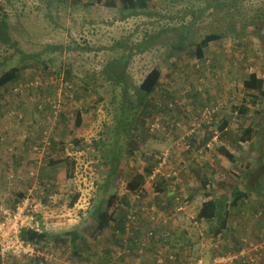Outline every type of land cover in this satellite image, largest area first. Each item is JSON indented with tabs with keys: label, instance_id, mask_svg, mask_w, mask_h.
Masks as SVG:
<instances>
[{
	"label": "rangeland",
	"instance_id": "374dc122",
	"mask_svg": "<svg viewBox=\"0 0 264 264\" xmlns=\"http://www.w3.org/2000/svg\"><path fill=\"white\" fill-rule=\"evenodd\" d=\"M0 1L8 15L11 44H15L0 43V76L15 67L23 74L11 86L0 87V202L6 196L11 203L12 196L26 193L36 179L56 194L55 203L48 204L40 217V231L49 237L39 248L54 255L49 264H105L127 251L128 236L125 242L119 238L115 222L97 233L92 214L115 192L120 202L110 212L123 220L134 196L129 183L137 175L147 177V169L158 167L159 158L167 152L170 158L163 177L170 171L178 175L163 191L147 179L143 207L148 213L139 224L144 230L153 226L162 230V222L173 232L168 249L161 259L153 250L133 253L131 258L125 256V264H186L189 260L212 264L216 257L233 254L238 243L256 263L264 264V97L244 85L251 74L264 80V0H156V7L135 11L107 6L109 0ZM186 27L187 41L195 43L186 42L180 52L173 45H181L179 30ZM212 33L223 38L212 42L199 59L194 45ZM152 36L158 42L134 56L126 68L128 98L136 100L139 86L154 68L162 71V86L150 98L151 114L144 119L139 116L133 132L125 134L126 128L120 125L126 118L121 112L123 89L106 82L102 72L125 54L114 48L117 42L139 45ZM21 53L31 59L22 60ZM68 71L72 85L63 80ZM33 75L37 81L27 84ZM85 76L90 89L86 96L82 94ZM28 85L40 86L44 93L33 92ZM54 102L63 106L65 119L46 126L44 111ZM210 106L216 107L219 122H201L204 107ZM242 106L249 110L246 115L234 110ZM171 118L183 120L179 131L173 132ZM224 120L230 123L228 132L219 130ZM196 122L200 131L185 140ZM212 123V128H205ZM152 126L157 127L153 132ZM48 128L53 145L31 146L34 139L39 143ZM248 129L251 138L242 141ZM221 147L235 155V162L220 154ZM119 151L120 166L106 187L109 164ZM14 169L23 178L10 190L7 177ZM32 171L38 178H30ZM250 171L249 202L236 210L229 236L215 237L210 233L215 225L197 218L202 205L233 194L235 187L245 189L239 180ZM64 174L69 179L60 184L59 175ZM178 202L185 205L181 212L175 208ZM74 232L82 237L78 249L72 244ZM252 247L258 250L250 252ZM171 256L175 263L166 261ZM13 264L31 263L20 259Z\"/></svg>",
	"mask_w": 264,
	"mask_h": 264
},
{
	"label": "trees",
	"instance_id": "16d2710c",
	"mask_svg": "<svg viewBox=\"0 0 264 264\" xmlns=\"http://www.w3.org/2000/svg\"><path fill=\"white\" fill-rule=\"evenodd\" d=\"M242 1H246V0H242ZM106 4H107V6H110V7H117L119 5V6H121L122 11H135L138 9L150 10L151 8H154L157 5L156 0H109V1H106ZM1 12L3 13L2 16H4V17L0 21V43L6 44V45L8 44V45H11L13 47V46H15V44L14 43L11 44V39H10V36L8 35L9 23H7V21H6L8 19V15L4 12V8L2 7V5L0 3V13ZM188 31H189L188 27L179 30L178 35H179V42L181 43V45L180 44L178 46L173 45L174 48H177L176 50L182 52L184 50L185 45L187 44L186 42H188V44L195 43L194 41H189V40L187 41ZM222 38H223V35L217 34V33H212V34L206 35L200 42H198L194 45L196 57H198L199 59H203L205 57L206 50L210 47V44L212 42L219 41ZM156 42H158V41H157L156 37H153V36L150 38L143 39L139 45H129V43H126L124 41L117 42L115 44L114 48L125 51V54L123 56H121L120 58H117V59L111 61L110 63H108L102 72L103 79L106 82L111 83V84H115L116 86L121 87L123 89V94H122V100L123 101L121 104V112H122V116L126 115V118L125 119L122 118V122L120 123V125L123 126L124 128H126L125 134H131V132H133L134 127L138 123V117L139 116H141L142 119H144L146 116H149L151 114L150 108H149L150 98H152V96L155 93H157L158 90L162 86V83H161L162 71L158 68H154L150 73H148V75L145 77V79L143 80V82L139 86L138 93L136 94V100H131L128 98L129 87L127 85L126 68L129 64L130 60L134 56H138L140 54L146 53L149 49H151L155 45ZM82 50L88 51V52L92 51V49H90V48H85ZM126 52H128V54H126ZM21 54H22V60L31 59L30 56L29 57L25 56L24 53H21ZM65 76H66V78H65ZM65 76H64L63 80L66 81L69 85H72L73 82L68 79V77L71 76V71H68ZM22 77H23V74L21 73V70L19 68L15 67V68L3 73L0 76V87L2 88L5 86H11L14 82H16L19 78H22ZM28 78L30 80H27L26 83L31 84V83H34L35 81H37L38 76L33 75L30 77L28 76ZM92 78H94V77L92 76ZM83 85L85 86V88L83 89L82 94H84L86 96L90 93V89H89V85H88V76H85L83 78ZM244 85H245L246 90L258 91L260 93V95L262 97H264V80L261 78H258L257 74H251L249 76V80L244 82ZM27 87L30 90H32L33 92L36 91V92H39L40 94L44 93L43 92L44 90L40 86L34 88V87H32V86L30 87V85H28ZM38 88H40V91L38 90ZM50 104H52V103H50ZM50 104H49L48 110L45 109V111H44V112H47L46 118L53 116V113L55 112L53 110L52 106H50ZM206 108H208V107H206ZM206 108L204 107V110ZM209 108H215V107L210 106ZM172 109L173 108H168V110H172ZM234 110L241 111L242 114H245V115L249 112V110L246 106H242V107H240V109L234 108ZM88 111H90V109H86V112H88ZM128 113H131V115L129 116ZM201 116H202V114H201ZM201 116L198 118L197 122H200ZM13 118H18V117L15 116ZM63 118H64L63 113L59 114L58 117L56 118V120H57L56 124H57V122L61 121ZM214 119H216V120H214ZM81 120H82L81 117H79L78 122L80 123ZM178 120H179V122H178ZM213 120H214V122H219V120H217L216 114L213 116ZM171 121L173 122L172 123L173 124L172 125L173 132L179 131L183 120L180 121V119L177 118L176 121H173L171 118ZM191 121L189 122V124L192 123ZM197 122L194 124H197ZM162 123L164 124V122H162ZM213 123L211 124V126H205V128L206 127L212 128ZM229 126H230L229 121L224 120L222 122L219 130L221 132H223L226 129H228V131H229ZM168 128H169V126H168ZM197 131H200V129ZM120 133H121V131H119L117 135L119 136ZM43 134H44V132L42 133V136L39 137V142H40V139H42L44 137ZM251 134H252L251 129L246 130L244 133V137L242 136L241 140L244 141V140H247V138L250 139ZM186 138H189V137H186ZM0 139H3V137H0ZM188 141L192 142L191 139H189ZM37 142H38V140L34 139L32 141V143H30V145L35 146L38 149H41L40 144L39 143L36 144ZM198 143H200V142H198ZM52 145H53V141L51 139L49 147H51ZM96 146L98 147V145H96ZM28 149L31 150L30 147H28ZM219 152L223 157L227 158L231 162H235V160H236L235 155L233 153H231L227 148L221 147L219 149ZM120 158H121V152L119 151L114 156V161L109 164V165H111L110 166V174L108 175L107 180H106V187H109L111 184V180L114 179V175L117 171L116 167L120 166ZM15 159H16L15 162L18 163L19 159L17 157ZM7 168L8 167L6 166L5 170H8ZM16 170L17 169L12 170L13 171L12 173L14 175H16L17 177H19L20 179H22L23 178L22 172L19 170H17V171ZM147 170H148L147 177H146V175L140 174V175H137L134 179H132V181L129 183V185H128L129 191L132 194H135L136 192L143 189L144 185L146 184L148 177H150V175L152 174L154 169L149 168ZM254 170H256V169H254ZM252 175H253L252 171H250V172L244 173V175L240 177L239 182H242L243 185H245V189H240L238 187H235L237 189L232 191L233 194L224 195L221 197L220 200L214 199V198L209 199L208 201H206L202 205L197 218L199 219L200 223H208L209 225L210 224L215 225V227L213 229H210V233L213 234L215 237L220 238V239L223 237L226 239L229 236V232L231 229L230 224L238 216V211H236V210H238L242 207H245L246 204L250 200V192L249 191L252 190V187L250 184V182H252V181H250V179L252 178ZM176 177L177 176H171V178H168V177L159 176V179L156 183V186H159L158 191H163L166 187L165 184L169 183L170 179H173V180L176 179ZM59 178H60L59 179L60 184H66V180L69 179V176H68V174H64V175H59ZM41 184L43 187H45L44 192H43V196L45 197L46 200H48V197L53 193H52V191L49 192V189L47 188L48 187L47 184H44V183H41ZM261 184L262 183H259L260 186H261ZM261 187H264V186H261ZM24 195H25V193H22L19 196L23 197ZM259 196H262V194L259 193ZM210 197L211 196L207 195L206 198H210ZM232 197H233V199L230 200V198H232ZM259 198L262 199L261 197H259ZM76 200H77V197L75 198V200L73 201L71 206H73V204H75ZM177 200H179V199H177ZM119 202H120L119 195H118V193L114 192L113 194H111V196L106 201V203L105 204L103 202L100 203L92 214L93 219L96 223L97 233L103 232L104 230H106L107 228L110 227L111 222H115L116 230H117L118 234L120 235L119 238H122L125 242L124 238L126 237V235L128 236L127 241H126L127 244H125V246L128 248V250L124 251L123 253H121L119 255L115 254V256L118 258L117 259L112 258L111 262L105 261V264H125V262H126L125 256L131 258L132 257L131 254H133V253L142 254L144 252V250H153L154 253L158 254L160 249L163 246L167 247L169 240H171V238H172L173 232L168 231L167 227L164 226L162 224V222H161V224H159L160 226H162L161 227L162 230L157 229L158 227L156 228V226H153L152 228H149V229L146 228V230H144L140 227L141 224L138 223L137 226L132 229V230H134L135 235L129 236V234L127 232V222H128L127 216H128L129 210L125 213L123 220L122 219L120 220V218L118 217V215L115 211L113 213L110 212L111 208H115V207L117 208ZM129 203H131V201H129ZM179 206H180V204L178 202L177 206L175 207L177 211H178ZM152 208H154V207H152ZM152 208H150V209H152ZM235 215H236V217H235ZM143 218H144L143 216L139 215L140 221L144 220ZM158 222H159V220H158ZM151 231H153L155 233V235L158 237L157 239H154V240L149 239L150 237L148 236V234ZM167 232L169 233V240H168V242L163 243L162 234L167 233ZM48 237H49V234L46 232H43V231H41V232L28 231V232L23 233V239L24 240H26L28 242H32V243L36 242L39 245L41 243H43L44 241H46V239ZM72 238H73L72 239L73 247H75V249H78L77 243H78V240H80L82 238L81 234H79L78 232H74V233H72ZM124 242H122L121 244H123ZM252 248H251L250 252L253 251ZM242 251L249 252L248 249L242 243H240V244L238 243L236 245V248L233 251V254H238ZM262 254H264V251L262 252ZM223 255H225V254H223ZM223 257H225V256H223ZM36 261H38V262L40 261V264H49V262L45 261L44 258H40V257L35 258L33 260H29V262L31 264L36 262ZM166 261L168 263H170L172 260L170 258H167ZM175 261H177V260H174L173 262L175 263ZM1 263L2 262L0 259V264ZM236 264H243V263L241 261H236Z\"/></svg>",
	"mask_w": 264,
	"mask_h": 264
},
{
	"label": "built area",
	"instance_id": "2783aa9c",
	"mask_svg": "<svg viewBox=\"0 0 264 264\" xmlns=\"http://www.w3.org/2000/svg\"><path fill=\"white\" fill-rule=\"evenodd\" d=\"M52 106L53 116L48 117L45 119V125L56 124V118L59 114L63 112L62 105L60 102H54ZM216 108V107H215ZM216 114V110L214 108H206L203 111L201 122L213 121V116ZM210 119V120H209ZM200 123V122H199ZM209 123V122H208ZM47 126V125H46ZM153 127V126H152ZM151 127V131H155L157 127ZM200 125L193 124V130L190 132V135L186 137H191L197 133ZM47 128V127H46ZM50 132L48 130L44 131V137L40 140L39 144L41 147L50 146L51 135L48 134ZM186 131L185 133H187ZM186 137L184 139L186 140ZM168 158H170L169 152L162 155L159 158L158 167H156L150 177H148V181L152 183V185H156L159 176H167L163 174L162 169L168 165ZM168 177L170 178L172 175L177 176L178 173L170 171L167 173ZM31 179L35 177L38 178V175L35 171H32L29 174ZM19 177L15 176L13 173H8L7 177V185L11 190L13 184ZM149 182V183H150ZM44 188L41 182L36 179V184L33 185L31 189H29L23 197H11L13 198L12 202L6 201V196L3 197L4 202H0V259L1 264H13L15 261L18 260H33L35 258H44L45 261L51 262L54 259V255L49 252H43L39 248V244L36 242H28L23 239V233L28 231H40V217H42V213L45 210L48 204H54L56 201V195L51 194L48 197V200L45 199L43 196ZM146 189L143 187L140 191L136 192L132 197V203L130 209L128 211L127 216V232L129 236H133L135 226L139 223V215L146 216V209L143 207L144 203V195ZM180 206L178 208V212H181L184 209L181 202L179 203ZM151 211L155 212L152 208ZM150 213V212H149ZM154 219V218H153ZM152 219V220H153ZM148 236L150 240L157 239L158 237L155 235L153 231L149 232ZM169 240V233L162 234V241L168 242ZM261 247H259L260 249ZM168 249L166 246H163L159 253L157 254V258L161 259L164 255L165 250ZM258 250V247L255 249L253 247V252ZM171 260H175L174 256L170 257ZM236 261H241L243 264H258L253 260L252 255L249 256V252L242 251L238 254H228L225 257H216L212 264H236ZM161 263L162 261H158ZM163 263V262H162ZM186 264H206L203 261L198 260H191Z\"/></svg>",
	"mask_w": 264,
	"mask_h": 264
},
{
	"label": "crops",
	"instance_id": "0c3cea01",
	"mask_svg": "<svg viewBox=\"0 0 264 264\" xmlns=\"http://www.w3.org/2000/svg\"><path fill=\"white\" fill-rule=\"evenodd\" d=\"M258 78H259V76H258ZM250 91H252V90H250ZM260 94V93H259ZM262 97V96H261ZM226 132H228V129H226L225 130ZM153 226V223H151V227ZM216 248H218V246H216ZM190 261V260H189Z\"/></svg>",
	"mask_w": 264,
	"mask_h": 264
}]
</instances>
